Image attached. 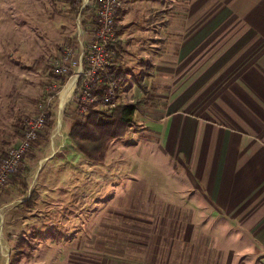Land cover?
I'll use <instances>...</instances> for the list:
<instances>
[{
    "label": "rangeland",
    "instance_id": "obj_1",
    "mask_svg": "<svg viewBox=\"0 0 264 264\" xmlns=\"http://www.w3.org/2000/svg\"><path fill=\"white\" fill-rule=\"evenodd\" d=\"M177 1L165 0V40L169 13H177ZM78 14L71 0H0V161L25 118L40 113V104L47 105L52 124L35 147L56 144L63 157L42 164L33 158L39 180H48L45 189L34 184L27 165L10 176L9 181L28 188L21 208L33 244L27 245L25 254L44 258L41 264H256L258 251L240 246L245 233L240 222L198 208L208 203L189 198L197 194L188 185L189 168L152 145L159 140L156 132L145 129L144 120H158L163 108L149 93L166 95L169 88L143 80L146 85L137 84L142 70L149 69L145 61L144 69L135 64L133 57L139 52L129 50L124 64L118 61L120 67L128 65L135 80L119 100L137 106L128 133L109 141L103 167L91 159V166H85L78 159V149L66 140L64 128L85 116L70 98L59 109V97L69 81L62 87L67 79L62 82L64 77L51 74L67 49L77 52L91 37L92 13ZM118 74L121 84L125 71ZM177 190H183L186 200L177 197Z\"/></svg>",
    "mask_w": 264,
    "mask_h": 264
},
{
    "label": "crops",
    "instance_id": "obj_2",
    "mask_svg": "<svg viewBox=\"0 0 264 264\" xmlns=\"http://www.w3.org/2000/svg\"><path fill=\"white\" fill-rule=\"evenodd\" d=\"M144 1H122L118 61L124 64L129 50L139 52L138 58L133 57L135 64L144 69L147 63L149 69L142 70L137 84L169 88L166 95L149 93L163 108L158 120H144L145 129L156 132L159 140L152 145L189 168L185 170L191 177L188 185L197 191L189 198L208 203L198 208L240 222L245 232L240 246L258 251L256 264H264V0H185L183 4L178 0L177 13H169L166 40L165 0ZM118 61L116 69L126 75L119 86V102L135 80L128 65L120 67ZM64 129L69 142L70 129ZM21 130L12 145L19 141ZM48 130L40 133L22 164L29 166L34 184L42 189L48 180H39L33 158L40 164L63 158L56 144L35 147ZM78 157L91 166L79 149ZM92 163L104 166V162ZM10 182L0 187V264L45 263L44 258L25 254L27 245L33 244L21 208L28 188ZM182 192L177 190V197L186 200Z\"/></svg>",
    "mask_w": 264,
    "mask_h": 264
},
{
    "label": "built area",
    "instance_id": "obj_3",
    "mask_svg": "<svg viewBox=\"0 0 264 264\" xmlns=\"http://www.w3.org/2000/svg\"><path fill=\"white\" fill-rule=\"evenodd\" d=\"M121 4L122 0H80L78 15L88 10L94 17L91 37L77 52L67 49L64 60L51 70L52 76L67 79L62 87L74 77L72 90L65 102L72 99L75 109L83 116L92 108L110 109L119 104L120 76L113 66L121 54L118 32ZM62 105L59 97V109ZM40 109L37 115L25 118L19 141L8 148L0 161V187H5L10 176L21 170L23 159L40 133L50 127V110L43 104H40Z\"/></svg>",
    "mask_w": 264,
    "mask_h": 264
},
{
    "label": "trees",
    "instance_id": "obj_4",
    "mask_svg": "<svg viewBox=\"0 0 264 264\" xmlns=\"http://www.w3.org/2000/svg\"><path fill=\"white\" fill-rule=\"evenodd\" d=\"M71 3L74 9H78L80 0H71ZM65 80L66 78H63L62 82ZM151 101L153 106L156 105L155 100ZM136 107L134 103H119L110 109L92 108L86 114L84 121L71 126L68 136L83 155L102 162L109 141L128 133ZM51 117L49 115V125L52 124Z\"/></svg>",
    "mask_w": 264,
    "mask_h": 264
},
{
    "label": "bare ground",
    "instance_id": "obj_5",
    "mask_svg": "<svg viewBox=\"0 0 264 264\" xmlns=\"http://www.w3.org/2000/svg\"><path fill=\"white\" fill-rule=\"evenodd\" d=\"M73 82H74V77H71L69 79V84L66 85L67 87L64 86L65 89L61 93L60 105H62L65 102L66 98L69 96V94L72 90V87H73Z\"/></svg>",
    "mask_w": 264,
    "mask_h": 264
}]
</instances>
